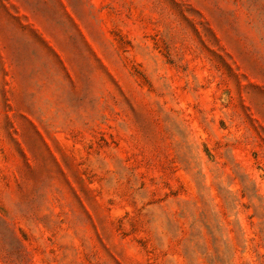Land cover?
I'll use <instances>...</instances> for the list:
<instances>
[{"label":"rangeland","instance_id":"1","mask_svg":"<svg viewBox=\"0 0 264 264\" xmlns=\"http://www.w3.org/2000/svg\"><path fill=\"white\" fill-rule=\"evenodd\" d=\"M0 264H264V0H0Z\"/></svg>","mask_w":264,"mask_h":264}]
</instances>
